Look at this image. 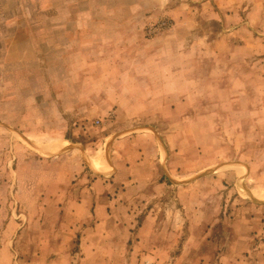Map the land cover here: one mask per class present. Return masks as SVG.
<instances>
[{
    "label": "rangeland",
    "instance_id": "1",
    "mask_svg": "<svg viewBox=\"0 0 264 264\" xmlns=\"http://www.w3.org/2000/svg\"><path fill=\"white\" fill-rule=\"evenodd\" d=\"M135 135L169 144L173 184L227 176L207 218L175 192L78 216L87 152L111 165ZM263 192L264 0H0V264H75L74 227H141L153 204L173 227L264 222Z\"/></svg>",
    "mask_w": 264,
    "mask_h": 264
},
{
    "label": "crops",
    "instance_id": "2",
    "mask_svg": "<svg viewBox=\"0 0 264 264\" xmlns=\"http://www.w3.org/2000/svg\"><path fill=\"white\" fill-rule=\"evenodd\" d=\"M27 36L25 32H18L13 40L20 41ZM151 138V143L142 135L114 141L112 147L116 155L111 165L87 152L88 158L81 161L74 173L77 176L74 186L78 191L71 198L76 199L78 216L105 215L108 206L115 203L129 211L132 209L130 199L154 203L169 192L176 194L181 217L187 214L207 218L210 215L212 205L208 203L206 185L215 184L219 190L224 181H228L227 176L202 175L192 182L173 184L172 176L177 167L169 157V144L162 138ZM235 178L236 175L232 176L234 182ZM216 190L217 187H213L214 196ZM107 200H113L112 205ZM155 206L144 211L141 227H74L81 231L80 253L75 264H142L143 258L155 264H264V250L258 251L262 245L252 238L255 231L264 232V222L258 214H246L243 218L248 221L246 226L240 225L230 213L225 222L227 216L224 220L205 219V227H173L170 223L158 222L163 213ZM217 208L219 206H215ZM220 216H223L221 211ZM149 221L153 222L152 227H146ZM240 234H244V242L238 246L235 239Z\"/></svg>",
    "mask_w": 264,
    "mask_h": 264
},
{
    "label": "bare ground",
    "instance_id": "3",
    "mask_svg": "<svg viewBox=\"0 0 264 264\" xmlns=\"http://www.w3.org/2000/svg\"><path fill=\"white\" fill-rule=\"evenodd\" d=\"M259 193L261 194L262 192H259ZM263 193H264V192H263ZM260 194H259V195H260ZM263 196H264V194H263ZM261 197H262V195H261Z\"/></svg>",
    "mask_w": 264,
    "mask_h": 264
}]
</instances>
